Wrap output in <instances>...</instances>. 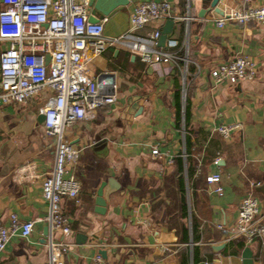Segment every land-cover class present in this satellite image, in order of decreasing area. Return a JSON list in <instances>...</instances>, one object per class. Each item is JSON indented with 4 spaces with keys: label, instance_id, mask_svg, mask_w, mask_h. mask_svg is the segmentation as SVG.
<instances>
[{
    "label": "crops",
    "instance_id": "0c3cea01",
    "mask_svg": "<svg viewBox=\"0 0 264 264\" xmlns=\"http://www.w3.org/2000/svg\"><path fill=\"white\" fill-rule=\"evenodd\" d=\"M148 1L129 0L127 6L114 9L107 16L103 35L114 38L127 31L134 7ZM169 1L174 16L191 18L190 69L187 66L184 86L182 62L163 60L148 66L119 46L108 48L90 66L96 79L104 74L114 77L117 100L99 108L93 119L78 122L65 132L67 141L81 149L76 166L69 171L80 182L81 191L78 203L64 199L61 204L73 233L66 241L74 245L59 257L61 264H93L100 251L106 256L101 257L102 264H193V249L198 250V264H242L245 248L251 251L253 264H264V245L259 241L247 245L242 239L227 240L217 229V225L228 227L235 222L238 206L250 192L259 200V218L264 223V25L227 22L217 28L214 19L219 14L210 8L212 0H190L189 11L185 0ZM253 1L264 5V0ZM236 6L237 0H220L217 5L222 12ZM173 22L165 45L176 41L177 47L168 51L180 54L186 22ZM155 28L149 24L136 35L146 36ZM236 55L257 63L256 79L215 84L211 68ZM186 97L188 127L184 124ZM38 106L32 101L0 107V221L5 225L12 213L22 221L47 215L41 184L53 165L54 140L37 123ZM235 123L242 127L229 139L215 131ZM186 137L189 165L194 170L190 181ZM154 148H158V156L151 154ZM169 156L181 157L180 165H169ZM198 165L201 173L196 175ZM212 174L220 175V196L205 183V176ZM108 179L115 180L119 189L109 195L105 212L97 214V191ZM250 184L259 185L251 189ZM46 228L37 221L29 238L12 237L0 253V264H50ZM184 228L187 240H182ZM79 234L86 237L83 245L76 243ZM62 240L60 235L54 237L55 242ZM165 243H170L167 252ZM216 246L223 248L217 251Z\"/></svg>",
    "mask_w": 264,
    "mask_h": 264
},
{
    "label": "built area",
    "instance_id": "2783aa9c",
    "mask_svg": "<svg viewBox=\"0 0 264 264\" xmlns=\"http://www.w3.org/2000/svg\"><path fill=\"white\" fill-rule=\"evenodd\" d=\"M185 2L189 11L190 0ZM253 2L237 0V6L214 19V25L217 28H223L227 22L264 25V5ZM88 3L89 0H0V107L37 101V114L44 115V134L54 140L53 165L41 184L47 215L38 220L22 221L12 213L6 225L0 221V253L12 237L29 238L37 221L48 227L50 264H61L59 257L74 247L66 241L73 233L61 204L64 199L79 202L81 185L69 171L76 166L81 149L67 141L65 132L78 122L93 119L99 108L117 100L114 77L104 74L96 79L91 73L90 66L95 58L108 48L119 46L148 66H156L163 60L174 64L182 62V84L185 85L190 62L189 15L174 16L169 0H150L134 7L127 31L118 37L107 38L103 35L107 16L97 23L90 22ZM169 20L186 22L182 57L178 52L168 51L177 47L174 40L165 45L166 49L158 47L161 29ZM149 24L156 25L153 32L146 36L136 35ZM257 75V63L245 55H236L210 70L215 84L235 85L253 81ZM241 127L239 123L221 125L215 131L229 139ZM151 154L158 156V148ZM173 162V157L169 156L167 163L172 165ZM200 173L198 165L196 175ZM220 180L219 174L205 176L211 191L219 196L223 193ZM258 185L250 184V188ZM259 211V200L250 192L242 198L235 222L228 227L217 225V229L227 240L242 239L247 245L259 241L264 245V223L259 218ZM56 235L65 241L55 242ZM169 249L170 243H165L163 250ZM92 262L102 264L103 260L97 254Z\"/></svg>",
    "mask_w": 264,
    "mask_h": 264
},
{
    "label": "water",
    "instance_id": "95a60500",
    "mask_svg": "<svg viewBox=\"0 0 264 264\" xmlns=\"http://www.w3.org/2000/svg\"><path fill=\"white\" fill-rule=\"evenodd\" d=\"M220 0H212L210 3V8L214 10L215 13L220 16L223 15V12L217 7ZM129 0H89L88 7L90 9L89 21L92 23H97L102 17L108 16L114 9L120 6H127ZM174 22L169 20L167 21L161 29V36L158 41V47L163 48L166 43L167 36L171 33ZM195 37L191 38L192 42H195ZM48 60V59H47ZM37 123L43 125L44 115L38 114ZM119 189V185L115 180L108 179L105 183H102L97 191V199L95 201L96 208L95 212L97 214H103L105 212V204L109 195ZM182 201L184 202V195L181 196ZM48 227L45 229V235L47 234ZM86 242V237L83 235L76 236L77 245H83ZM223 246H216L214 250H221ZM99 255L103 259L106 258L105 253L100 251ZM76 258L75 255H73ZM203 264V263H202ZM242 264H253L252 254L248 248H245L242 253Z\"/></svg>",
    "mask_w": 264,
    "mask_h": 264
},
{
    "label": "trees",
    "instance_id": "16d2710c",
    "mask_svg": "<svg viewBox=\"0 0 264 264\" xmlns=\"http://www.w3.org/2000/svg\"><path fill=\"white\" fill-rule=\"evenodd\" d=\"M179 55L182 57L183 52H180ZM188 67L190 69V64L188 65ZM175 101H176V123L179 126V124H180V112H181V89H180L179 86H178V88H177V90L175 92ZM189 109H190L189 108V102H188V98L186 97L185 110H184V124H185V127H188ZM185 148H186L185 160L187 162V174H188V178H189V181H190L191 178H192L194 170L192 171L191 168H190V165H189V163H190L189 152L190 151L188 150V148H190V143H189L188 137L185 138ZM180 161H181V157L174 159V162L179 164V165H180ZM205 183H206V181H205ZM180 192H183L182 186L180 187ZM183 209H184V215L183 216L186 217V209H185L184 206H183ZM191 231H192V237L195 238L196 225H195V222H194L193 214L191 215ZM183 234H184V236H183L182 240H187V238H188V230H187V228H184V233ZM197 238L199 239V237H197ZM197 251L198 250L193 249V254H192L193 264H198V262H199ZM181 264H184L183 261H181Z\"/></svg>",
    "mask_w": 264,
    "mask_h": 264
}]
</instances>
